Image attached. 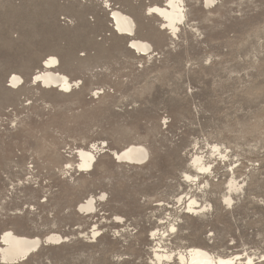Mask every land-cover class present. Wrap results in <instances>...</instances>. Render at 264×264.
Here are the masks:
<instances>
[{
    "label": "rangeland",
    "instance_id": "1",
    "mask_svg": "<svg viewBox=\"0 0 264 264\" xmlns=\"http://www.w3.org/2000/svg\"><path fill=\"white\" fill-rule=\"evenodd\" d=\"M163 1L0 0V244L5 230L69 239L23 264H152L148 236L177 214L173 249L264 255V0H184L177 38L147 11ZM111 8L135 19L151 57L114 35ZM50 55L81 83L71 93L30 82ZM10 74L25 80L19 90ZM95 142L94 169L79 171L76 152ZM130 144L146 148L144 165L114 160ZM214 144L228 161L211 156ZM195 152L214 168L201 190L184 178ZM231 170L243 189L227 206ZM101 194L93 215L76 209ZM180 196L208 204L206 217L185 215ZM94 225L89 243L81 234Z\"/></svg>",
    "mask_w": 264,
    "mask_h": 264
},
{
    "label": "bare ground",
    "instance_id": "2",
    "mask_svg": "<svg viewBox=\"0 0 264 264\" xmlns=\"http://www.w3.org/2000/svg\"><path fill=\"white\" fill-rule=\"evenodd\" d=\"M82 1L85 2V0ZM203 1L208 7L217 4V0ZM102 3L105 4V8L111 6L109 0H102ZM147 11L159 20V27L163 26L164 29L169 31L175 38L178 37L181 26H184L185 23L187 24L184 0H164L162 4L150 6L147 8ZM108 12L109 16L111 15L109 19L114 35L127 38V44L130 43V49L136 52L138 57H151L154 53L153 47L149 42L140 40L137 37L135 19L131 15L120 11L118 8H111ZM81 57H86V55L82 54ZM59 67V60L50 55L41 62L40 68L32 74L30 82L47 90L55 89L58 92L71 93L73 89L79 87L81 83H79L78 80H71L67 75L61 73ZM8 81L12 86L10 88L13 90H19L25 83V80L17 74H10L7 82ZM97 94H101V92L97 91L95 95ZM97 145L98 144L95 142L90 147L78 149L76 153L79 158L77 160V168L79 171L91 172L94 169V165L97 161V154L99 151L101 152L103 148L101 144H99V146ZM112 152L114 160L120 164L141 166L147 162L148 152L146 148L141 145L130 144L119 152ZM210 154L211 156L216 155V157H219L223 161H228L229 159V153L227 154L226 149L218 144H214L210 147ZM191 165L196 173L194 175L184 174L185 182L194 184L200 189L199 176L213 175L214 173L212 161H206L202 154L195 152L191 159ZM66 166L70 169L72 168L71 164H66ZM234 174L235 172L231 170V177H229V181L227 180L226 182V189L228 192L222 196L223 202L227 206H232V203H234L233 200L235 199H233L232 194L235 193L238 195V192L243 189L240 184L241 181L238 182L239 180H236L237 177L235 178ZM204 182H202L203 188L208 185V182ZM104 197V194L99 195V199L95 195H89L84 201L77 205L76 209L84 213L85 216L93 215L97 210V202ZM177 203L184 205V210H187L184 212L185 215L192 214L201 217L200 215L204 216L207 214L208 204L204 205L200 203L199 200L193 196H189L187 200L182 196L177 197L176 204ZM117 219L120 220L121 218L117 217ZM177 219H179L178 214L176 218L175 215L169 216L167 221L160 223L161 225H166L164 229L162 228V231L160 228L158 230L155 229L151 231V235L148 236L149 238L151 237L152 241H155V246L152 247L151 251L152 256L150 257L152 264H264V255L257 256L255 253L245 252L244 254L226 255L221 254L219 251V253H215L209 251L207 248L198 246H189L185 249H181V247H176L175 249H173V247L171 248L170 245H172L173 235H178L180 228H178L180 224H178ZM99 234V228L94 225L93 229L82 233L81 237L89 241V243H93L98 239ZM1 235L0 260L2 264H23L28 261L33 253L38 252L42 246H58L69 241L68 237L56 232H49L44 237H39L21 235L12 230H5Z\"/></svg>",
    "mask_w": 264,
    "mask_h": 264
},
{
    "label": "built area",
    "instance_id": "3",
    "mask_svg": "<svg viewBox=\"0 0 264 264\" xmlns=\"http://www.w3.org/2000/svg\"><path fill=\"white\" fill-rule=\"evenodd\" d=\"M74 0H67V2H73ZM80 1H82V0H80ZM61 20H64L65 22H67V23H70V19L69 18H67V17H63V18H61ZM16 37V36H15Z\"/></svg>",
    "mask_w": 264,
    "mask_h": 264
}]
</instances>
